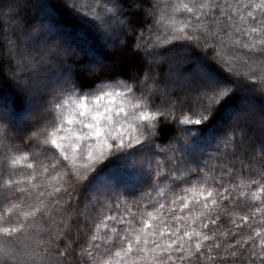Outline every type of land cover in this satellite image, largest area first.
I'll list each match as a JSON object with an SVG mask.
<instances>
[{"label":"snow or ice","instance_id":"obj_1","mask_svg":"<svg viewBox=\"0 0 264 264\" xmlns=\"http://www.w3.org/2000/svg\"><path fill=\"white\" fill-rule=\"evenodd\" d=\"M0 82V264H264V0H0Z\"/></svg>","mask_w":264,"mask_h":264},{"label":"trees","instance_id":"obj_2","mask_svg":"<svg viewBox=\"0 0 264 264\" xmlns=\"http://www.w3.org/2000/svg\"><path fill=\"white\" fill-rule=\"evenodd\" d=\"M0 91H4L6 93H9L11 91V87L7 83L0 82ZM224 226L225 227H229L230 225L227 222H225V225Z\"/></svg>","mask_w":264,"mask_h":264}]
</instances>
